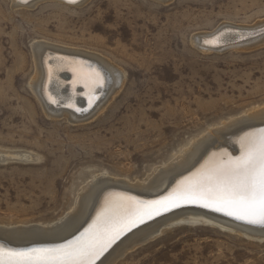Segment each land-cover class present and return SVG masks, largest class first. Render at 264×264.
I'll return each instance as SVG.
<instances>
[{
    "label": "rangeland",
    "instance_id": "1",
    "mask_svg": "<svg viewBox=\"0 0 264 264\" xmlns=\"http://www.w3.org/2000/svg\"><path fill=\"white\" fill-rule=\"evenodd\" d=\"M11 1L0 0V228L50 226L88 181H141L192 136L264 106L263 27L211 52L192 42L264 20V0ZM40 40L107 57L123 88L83 119L48 115L31 86ZM113 264H264V237L173 224Z\"/></svg>",
    "mask_w": 264,
    "mask_h": 264
},
{
    "label": "bare ground",
    "instance_id": "2",
    "mask_svg": "<svg viewBox=\"0 0 264 264\" xmlns=\"http://www.w3.org/2000/svg\"><path fill=\"white\" fill-rule=\"evenodd\" d=\"M39 1L12 0L11 2L15 6H34ZM56 1L72 4L69 0ZM77 1L75 0L74 3ZM155 1L165 3L168 0ZM259 27L264 28V20L249 26H236L230 24V22H224L221 25L219 24L213 31L210 30L211 32L194 34L192 42L201 50L208 52L210 50L211 52V50L219 49L222 44L229 43L230 46H237V43L243 44L235 42L237 39L251 36L254 32L259 31ZM263 39L264 37L259 40ZM32 46L35 73L32 77L31 86L36 98L48 115L60 116L62 114L61 116H63L64 114L73 120L83 119L95 109H102L103 99L109 95L113 97L125 84L123 69L107 57L41 40L34 41ZM70 60L79 62L85 74H87L89 67L101 70L106 77L104 87L98 89L94 94L89 88L84 87L81 80L77 79L74 82L73 72L70 70L68 63ZM77 108L82 109V111H76ZM59 116L57 117L59 118ZM73 123L75 122L73 121ZM262 128H264V106L252 112H247L245 115L242 114L238 118L221 122L220 127L209 129L208 132H203L204 134L192 136L175 149L173 159L168 163L165 162L166 164H163V166L154 167L141 181H138V179L135 183H131L126 179H112L106 176L92 179L93 181L90 180L91 182L85 183L86 185L83 186L74 205L64 218L46 227L17 226L12 229L0 228V244L17 248L62 244L68 240H73L97 218V214L101 212L105 205L106 197L112 201L118 199L116 195L110 194H124L125 196L135 197L139 201H155L168 197L178 187L179 182L195 172L211 153L226 151L233 156L239 155L238 138L246 132L257 131ZM1 152L0 158H4L5 153L2 154ZM10 152L8 151L6 155H16L22 160L30 156L26 152ZM192 204H195V206H192ZM196 222L212 224L225 230L242 232L251 237H264V225L246 223L235 219L232 215H227L225 211H216L212 207L201 206V203L182 202L178 207H173L169 211H162L161 214L154 215L151 219H146L144 223L133 227L130 231L124 232L96 260L95 264H113L114 260L127 252L128 249L156 236L173 224ZM82 227L84 228L81 230ZM105 254L106 256L103 257Z\"/></svg>",
    "mask_w": 264,
    "mask_h": 264
},
{
    "label": "snow or ice",
    "instance_id": "3",
    "mask_svg": "<svg viewBox=\"0 0 264 264\" xmlns=\"http://www.w3.org/2000/svg\"><path fill=\"white\" fill-rule=\"evenodd\" d=\"M68 63L74 82L81 80L94 94L104 87L106 77L101 70L89 67L85 74L79 62ZM237 143L239 155L211 153L168 197L139 201L124 194H110L118 199L106 197L97 218L73 240L17 248L0 244V264H95L124 232L182 202L201 203L246 223L264 225V128L246 132Z\"/></svg>",
    "mask_w": 264,
    "mask_h": 264
},
{
    "label": "water",
    "instance_id": "4",
    "mask_svg": "<svg viewBox=\"0 0 264 264\" xmlns=\"http://www.w3.org/2000/svg\"><path fill=\"white\" fill-rule=\"evenodd\" d=\"M192 206H195V204H194V205L192 204ZM82 228H83V227H82ZM82 228H81V229H82ZM64 241H66V240H64ZM64 241H61V242H64ZM57 243H59V242H57Z\"/></svg>",
    "mask_w": 264,
    "mask_h": 264
}]
</instances>
